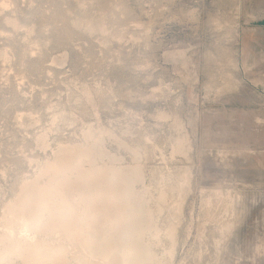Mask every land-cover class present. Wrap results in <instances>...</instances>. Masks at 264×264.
<instances>
[{"label": "rangeland", "instance_id": "1", "mask_svg": "<svg viewBox=\"0 0 264 264\" xmlns=\"http://www.w3.org/2000/svg\"><path fill=\"white\" fill-rule=\"evenodd\" d=\"M90 128L154 193L189 166L163 264H264V0H0V221Z\"/></svg>", "mask_w": 264, "mask_h": 264}, {"label": "bare ground", "instance_id": "2", "mask_svg": "<svg viewBox=\"0 0 264 264\" xmlns=\"http://www.w3.org/2000/svg\"><path fill=\"white\" fill-rule=\"evenodd\" d=\"M112 13L102 12L95 25L106 31L113 23ZM86 18L81 15L75 23ZM113 35L122 37L121 32ZM189 149L183 134L173 154L190 158ZM184 172L182 180L178 177L154 193L140 185L142 167L122 163L103 142L100 130L90 128L84 142L59 146L4 207L0 264H163L156 247L167 237L165 253L173 257L183 204L191 190L189 166ZM216 195L210 192L207 202ZM166 211L169 220L160 225ZM73 247L76 252H71Z\"/></svg>", "mask_w": 264, "mask_h": 264}]
</instances>
